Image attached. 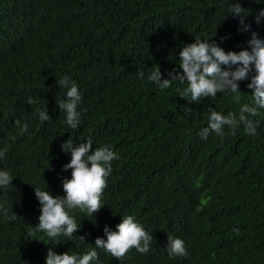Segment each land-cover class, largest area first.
I'll return each mask as SVG.
<instances>
[{
    "label": "trees",
    "instance_id": "16d2710c",
    "mask_svg": "<svg viewBox=\"0 0 264 264\" xmlns=\"http://www.w3.org/2000/svg\"><path fill=\"white\" fill-rule=\"evenodd\" d=\"M236 3L248 14L231 15ZM262 10L264 0H0V171L13 179L0 187V207L16 216L0 211V264H46L50 249L82 256L128 215L153 237L149 251L132 248L121 261L97 248L91 264H264V109L249 116L254 136L243 125L235 135L228 126L223 136L199 135L210 109L238 117L253 104L254 65L241 92L200 103L180 97L187 83L160 90L148 80L154 66L170 78L195 38L251 51L253 33L264 41ZM65 76L82 96L76 129L56 103L66 98L57 83ZM69 137L77 147L91 137L93 150L118 154L104 207L91 217L69 210L80 225L71 240L29 235L41 214L34 187L65 195L71 153L61 146ZM168 236L185 242L186 257L169 258Z\"/></svg>",
    "mask_w": 264,
    "mask_h": 264
},
{
    "label": "clouds",
    "instance_id": "9594fccd",
    "mask_svg": "<svg viewBox=\"0 0 264 264\" xmlns=\"http://www.w3.org/2000/svg\"><path fill=\"white\" fill-rule=\"evenodd\" d=\"M239 3L232 4L229 11L231 15H247ZM264 16V10L257 14L256 22L259 23L260 17ZM243 23V19L241 20ZM250 27V26H249ZM212 41V40H211ZM251 51L241 50L225 51L219 44L195 38V42L186 44L179 51V61L177 67L168 72V79H162L160 67L153 68L148 76V80L154 82L160 90L171 87L174 81L181 84L187 83V87L180 91L181 98H186L189 103H200L201 98H215L217 93L236 94L240 91V81L249 78V72L254 65L255 75L251 77V83L247 84L249 89H253V104H243L239 109V116L233 112L222 115L210 109L208 117L209 125L201 130L199 135L207 139L210 132L223 136L224 126H228L235 135L239 125L244 126V131L248 135L256 134V127L249 116H256L260 109H264V41L260 40L256 33L252 34V39L248 42ZM181 69L182 71H178ZM143 77L144 73L139 72ZM61 89H66V98L56 100L62 114L64 123L71 129H76L80 123V113L77 111L82 96L78 91V85L65 76L57 80ZM237 101L238 95L233 96ZM34 101L29 98L27 103L31 105ZM185 116L192 112V108L183 106ZM50 116L46 111H39L41 121L49 120ZM19 126L20 121H16ZM21 134L27 131V125L20 129ZM65 153H71V161L63 166V171L71 169V179L64 178L62 187L65 195L54 196L50 191L41 190L34 187L35 195L41 205V214L38 225L34 226L33 231L44 232L48 237L55 239L59 236L72 239L80 225L69 215V210L79 209L81 212L91 217L104 206L101 198L104 189L107 187V177L112 172V161L119 159V156L109 147L104 146L93 150V140L91 137L86 143L74 146L71 137L62 144ZM4 152H0L3 157ZM12 177L6 171H0V187H7L12 184ZM4 215L10 220H15L16 216H8L7 209L0 207ZM115 231L108 227L104 228L107 239L97 238L95 247L82 256L69 254H57L51 249L46 256V264H91L93 260H98V253L95 249L99 248L111 254L117 260H123L126 254L135 248L139 253L146 254L149 251L150 243L153 239L143 227L135 222V217L128 215L123 217L122 222L116 226ZM85 239L84 237H80ZM169 258L186 257L188 255L185 242L180 238L168 236L166 247Z\"/></svg>",
    "mask_w": 264,
    "mask_h": 264
}]
</instances>
